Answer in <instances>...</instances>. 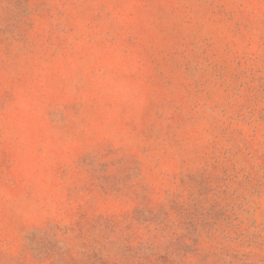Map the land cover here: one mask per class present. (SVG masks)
<instances>
[{"label": "rangeland", "instance_id": "rangeland-1", "mask_svg": "<svg viewBox=\"0 0 264 264\" xmlns=\"http://www.w3.org/2000/svg\"><path fill=\"white\" fill-rule=\"evenodd\" d=\"M0 264H264V0H0Z\"/></svg>", "mask_w": 264, "mask_h": 264}]
</instances>
